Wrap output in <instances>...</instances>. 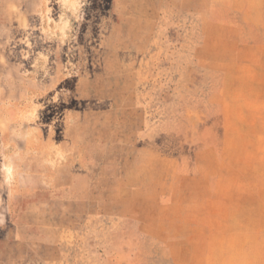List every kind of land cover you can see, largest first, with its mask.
<instances>
[{"label": "rangeland", "instance_id": "rangeland-1", "mask_svg": "<svg viewBox=\"0 0 264 264\" xmlns=\"http://www.w3.org/2000/svg\"><path fill=\"white\" fill-rule=\"evenodd\" d=\"M0 264H264V0H0Z\"/></svg>", "mask_w": 264, "mask_h": 264}]
</instances>
